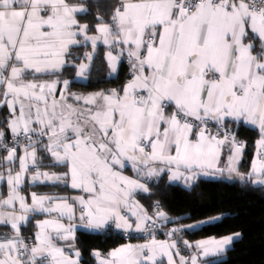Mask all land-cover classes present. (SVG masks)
<instances>
[{
  "label": "snow or ice",
  "instance_id": "1",
  "mask_svg": "<svg viewBox=\"0 0 264 264\" xmlns=\"http://www.w3.org/2000/svg\"><path fill=\"white\" fill-rule=\"evenodd\" d=\"M96 59L126 78L74 91ZM225 172L264 186V0H0V264H89L80 230L127 238L94 264H207L239 234L159 239L170 217L140 200Z\"/></svg>",
  "mask_w": 264,
  "mask_h": 264
},
{
  "label": "trees",
  "instance_id": "2",
  "mask_svg": "<svg viewBox=\"0 0 264 264\" xmlns=\"http://www.w3.org/2000/svg\"><path fill=\"white\" fill-rule=\"evenodd\" d=\"M107 0H101L106 3ZM91 3V0H85ZM94 18L96 8L91 9ZM87 22V20H82ZM74 75V73H73ZM127 76L126 68L121 67L119 79L111 77L106 63L96 59L88 74L85 83L73 82V90L81 92L98 91L119 87ZM239 138L246 140L245 149L239 165L241 172L250 170L254 159V142L256 133L250 129L242 128ZM151 198L147 195L140 200L145 207L159 201L163 210L168 214L173 225L194 224L212 217H219L212 225H204L198 229L183 233V238L196 242L206 238L221 239L239 234L240 238L234 242L223 259L211 261L208 264H264V186L254 185L247 181H227L224 179H199L191 187L169 183L166 177L161 181L150 182ZM40 192H51L50 186L40 185ZM71 195V190L65 193ZM78 246L82 248L83 260L94 264L89 253L93 249L108 251L126 242L120 234L110 235L78 232ZM182 252H186L182 250Z\"/></svg>",
  "mask_w": 264,
  "mask_h": 264
},
{
  "label": "crops",
  "instance_id": "3",
  "mask_svg": "<svg viewBox=\"0 0 264 264\" xmlns=\"http://www.w3.org/2000/svg\"><path fill=\"white\" fill-rule=\"evenodd\" d=\"M111 77H116L115 75H110ZM77 82H83V83H85L87 80H84V79H77L76 80ZM255 156V155H254ZM243 158V157H242ZM241 161H242V159H241ZM241 161H240V163H241ZM240 163H239V165H240ZM226 178H228V174L225 172L222 176L221 175H218V174H216V175H208V176H200L195 182H197L199 179H226ZM235 181H240V182H243V181H241V180H239V179H234ZM194 182V183H195ZM172 183H174V184H185L183 181H177V182H172ZM193 183V184H194ZM192 184V185H193ZM256 185H258V184H256ZM185 186H187V185H185ZM260 186H262V185H260ZM174 226H176V225H173V220H171L170 219V222L167 224V225H165L164 227H163V230H165V228H171V227H174ZM200 228V227H199ZM196 229H198V228H196ZM79 232H84L83 230H80ZM93 234H96V233H93ZM235 236V235H234ZM166 237L165 236H162V237H160L159 239H165ZM240 238V235L239 236H235V238H234V240H233V242L231 243V244H229V245H227L226 247H225V250L223 251V252H221V253H219L218 255H215V256H213V255H210V256H207V257H201V259L202 260H205V261H207V264L209 263V262H211V261H220L221 259H223V257H224V255H225V253L229 250V249H231L232 247H233V244H234V242L235 241H237L238 239ZM211 239H213V238H206V239H202V240H211ZM216 239V238H215ZM217 240H219V239H217ZM200 241V240H199ZM133 242H137V243H139V242H142L141 240H139V239H136V240H134ZM182 254H185V255H187L188 253H187V251L186 252H182Z\"/></svg>",
  "mask_w": 264,
  "mask_h": 264
},
{
  "label": "built area",
  "instance_id": "4",
  "mask_svg": "<svg viewBox=\"0 0 264 264\" xmlns=\"http://www.w3.org/2000/svg\"><path fill=\"white\" fill-rule=\"evenodd\" d=\"M157 236H158V238H160V237H162V236H165V235H164L163 227L160 229V231H158ZM125 239L127 240L126 237H125Z\"/></svg>",
  "mask_w": 264,
  "mask_h": 264
},
{
  "label": "rangeland",
  "instance_id": "5",
  "mask_svg": "<svg viewBox=\"0 0 264 264\" xmlns=\"http://www.w3.org/2000/svg\"><path fill=\"white\" fill-rule=\"evenodd\" d=\"M225 180H227V181H235L234 179H229V178H226ZM183 185H186V184H183Z\"/></svg>",
  "mask_w": 264,
  "mask_h": 264
}]
</instances>
